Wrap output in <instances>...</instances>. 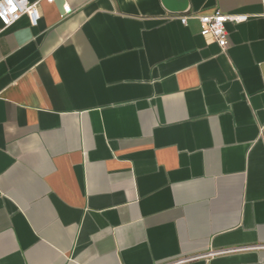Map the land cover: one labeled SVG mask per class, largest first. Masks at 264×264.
I'll return each instance as SVG.
<instances>
[{
	"label": "crops",
	"instance_id": "crops-1",
	"mask_svg": "<svg viewBox=\"0 0 264 264\" xmlns=\"http://www.w3.org/2000/svg\"><path fill=\"white\" fill-rule=\"evenodd\" d=\"M37 7L0 33V264H264L262 0Z\"/></svg>",
	"mask_w": 264,
	"mask_h": 264
},
{
	"label": "built area",
	"instance_id": "built-area-1",
	"mask_svg": "<svg viewBox=\"0 0 264 264\" xmlns=\"http://www.w3.org/2000/svg\"><path fill=\"white\" fill-rule=\"evenodd\" d=\"M39 1L40 0H0V33L14 24L22 15H26L29 23L35 27L40 18L39 8L37 7ZM44 1L50 3L53 0ZM262 2L264 15V0H262ZM62 6V17L72 12L71 6L67 3H64ZM195 16L199 18L202 24L200 34L204 37L211 35L221 49L225 48L228 43V33L225 26L226 22L241 23L249 18L248 15L243 13L232 15L223 13L220 10H216L209 14H196ZM178 17L182 23H186L185 15H179ZM236 250H239V248L221 249L210 252L209 255H214L215 253H228Z\"/></svg>",
	"mask_w": 264,
	"mask_h": 264
}]
</instances>
